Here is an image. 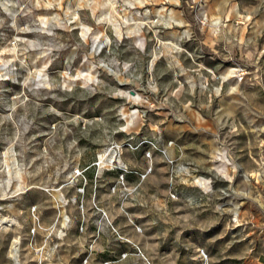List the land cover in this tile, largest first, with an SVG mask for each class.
Instances as JSON below:
<instances>
[{
	"label": "rangeland",
	"instance_id": "obj_1",
	"mask_svg": "<svg viewBox=\"0 0 264 264\" xmlns=\"http://www.w3.org/2000/svg\"><path fill=\"white\" fill-rule=\"evenodd\" d=\"M0 197V264H264V0H0Z\"/></svg>",
	"mask_w": 264,
	"mask_h": 264
},
{
	"label": "bare ground",
	"instance_id": "obj_2",
	"mask_svg": "<svg viewBox=\"0 0 264 264\" xmlns=\"http://www.w3.org/2000/svg\"><path fill=\"white\" fill-rule=\"evenodd\" d=\"M16 223V221L15 220H13V219H3V220H0V226L1 227H6V224L7 225H13V224H15ZM19 246H20V238H15L14 240H13V243H12V246H11V254L14 256V258L16 259V260H18V251H19ZM19 256H20V254H19Z\"/></svg>",
	"mask_w": 264,
	"mask_h": 264
},
{
	"label": "clouds",
	"instance_id": "obj_3",
	"mask_svg": "<svg viewBox=\"0 0 264 264\" xmlns=\"http://www.w3.org/2000/svg\"><path fill=\"white\" fill-rule=\"evenodd\" d=\"M125 2L127 3L128 0H125ZM140 47L143 48V44H141ZM125 130H126V129H125ZM13 158H14V154H13ZM19 177H20V168L17 167V168H16V178H19ZM227 178H228V177L225 175V179H227ZM18 190H19V189H18ZM13 195H15V193H13ZM0 198H2V197H0Z\"/></svg>",
	"mask_w": 264,
	"mask_h": 264
}]
</instances>
